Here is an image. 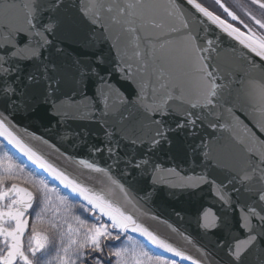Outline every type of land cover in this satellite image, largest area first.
Returning a JSON list of instances; mask_svg holds the SVG:
<instances>
[{
	"label": "snow or ice",
	"instance_id": "obj_1",
	"mask_svg": "<svg viewBox=\"0 0 264 264\" xmlns=\"http://www.w3.org/2000/svg\"><path fill=\"white\" fill-rule=\"evenodd\" d=\"M215 5L212 10L198 0H169L165 14L170 27L162 35L141 36L140 28L126 27L143 45H136L133 60L122 52L119 40L110 45L108 56L99 50L68 51L71 45L64 41H78L89 28L90 47L98 39H111L95 0H0V137L50 178L7 152L0 157V264H130L129 257L131 264H177V257L191 264H250L246 258L254 257L255 264H264V16L243 11L246 22L222 0ZM251 5L264 12V0H251ZM157 7L145 0H115L109 10L115 12V22L135 26L155 19ZM226 43L234 56L239 53V64L220 62ZM21 61L34 63V71L22 74L16 66ZM90 83L95 85L92 96ZM81 104L84 118L97 124L104 137L90 152L73 155L36 136L69 163L89 170L76 175L22 139L16 117L21 110L46 106L48 126L55 122L59 128L67 116L63 109ZM220 129L236 134L223 142L216 135ZM181 133L191 141L185 154L201 170L194 169L172 187L209 188L223 211L206 209L198 225L216 236L214 247L223 257L200 245L201 255L193 259L154 234L144 223L146 190L127 182L140 173L151 175L155 184L162 169L153 160L155 152L165 143L171 147L172 136ZM105 153L107 159L99 164L92 158ZM167 171L180 175L175 167ZM20 177L28 186L16 182ZM115 189L123 202L113 197ZM241 196L247 202L237 217ZM229 209L231 224L226 220ZM32 213L37 220L50 214L48 233L33 224L27 235ZM130 233L173 258L150 255ZM111 242L122 246L113 248Z\"/></svg>",
	"mask_w": 264,
	"mask_h": 264
},
{
	"label": "water",
	"instance_id": "obj_2",
	"mask_svg": "<svg viewBox=\"0 0 264 264\" xmlns=\"http://www.w3.org/2000/svg\"><path fill=\"white\" fill-rule=\"evenodd\" d=\"M215 1V0H214ZM72 3H77V0H71ZM92 0H78L79 4L90 3ZM98 5H101L100 11L104 15V25L111 32V39L104 42L102 39H98L95 46L90 47L88 45V38L91 29L84 30L83 35L78 41L67 40L64 41L65 45H71L68 51L73 55L76 52L85 51H97L102 52L105 56L109 55L110 45L119 40V46L122 52L130 59H135V52L137 51L136 45L139 44L142 47V42L134 39L136 36L135 32H130L126 30L131 27L140 28V35L146 34H164L169 30L170 23L168 22L167 16L165 14V6L168 4L169 0H145L146 3H152L158 7L154 11L155 19L149 17L143 24L137 23L135 26H123L121 23L115 22L112 17L115 16V12L110 11L111 4L115 0H95ZM164 23V27L156 29V25ZM97 37L100 36L99 26L96 29ZM230 43V42H229ZM103 44V47H100ZM75 49V51H73ZM45 56L48 55L46 51ZM239 53L235 56L232 54L231 49L226 43L219 54V60L223 65L232 66L239 64ZM21 69L22 74L31 73L34 71V63H29L27 61H21L16 65ZM243 71V68H242ZM259 76V74H256ZM119 81V77H115ZM239 79V77H237ZM121 83H123L121 81ZM124 88L129 93L131 88L124 84ZM88 95L92 96L95 91V85L89 84ZM78 101L80 97L76 98ZM67 113L65 119L60 121V127L57 128L55 122H53L52 127L48 126V115L46 112V106H41L38 111L32 112L31 109L28 111L21 110L19 115H17V134L21 136L22 139L29 141L31 144L38 147L43 153L50 154L53 162L59 164L61 167H66L70 172L76 175L80 174V171H84L85 174L89 173V170L83 169L82 166L78 164H71L64 159V157L47 145H44L41 141L36 139V136L43 135L46 139H49L51 143H55L61 149H68L73 155L76 153L86 154L91 151V145L97 144L99 139H103V133L100 128L94 122H91L89 118H84L83 116V104L79 107L74 105H68L63 109ZM241 115L243 119V115ZM247 123V121H245ZM27 129V131H25ZM238 132L242 133V129H237ZM236 132H226L220 129L216 135L223 137V142H227L229 135H235ZM0 140L4 142L10 150L14 151L18 156H20L25 162L29 163L26 158H24L17 150H15L11 145L7 143L2 137ZM172 146L169 147L166 143L159 148L154 156L153 160L162 166V169L158 171L156 176V183L153 184V177L143 176L140 173H133V176L127 178V182L132 184L136 188H143L146 190L148 196L147 203L143 206L148 209V216L144 219L145 226L149 227V230L153 231L154 234H158L161 238L167 239L169 243L173 246L179 247L186 251L193 259L200 257V245L204 248L209 249L213 252H218L214 247V241L216 239L215 235L207 234L198 225V218L201 213L206 209H212L213 212L221 213L223 210L220 204L213 195L210 193L209 188H200L197 191L182 190L180 188H174L172 185H178L182 182V177L191 176L193 170L199 172L201 169L198 165H194L190 155L185 154L187 146L190 144V140L185 137L183 133L179 135L172 136ZM87 145V146H85ZM101 163V161L107 159L105 153L104 156L92 157ZM109 163H111L109 161ZM36 168L34 165H32ZM175 167L180 172L179 176H175L167 171V169ZM123 168V164L120 165ZM38 169V168H36ZM42 172L40 169H38ZM43 173V172H42ZM45 176L46 174L43 173ZM92 175L99 176L101 174L92 173ZM50 179V178H49ZM55 184L56 182L53 181ZM22 186V185H20ZM25 187V186H22ZM66 191V190H65ZM140 195H145V193H139ZM113 197L121 200L123 202V194L119 189L113 191ZM237 197H233L235 201ZM240 203L237 204L235 215L237 217L242 215L241 206L247 202L246 197H239ZM131 208V206H129ZM136 211V209H132ZM139 215V213H137ZM208 218H211L209 214ZM229 224L232 222V210L229 209V215L226 217ZM29 229V227H28ZM136 238L140 239L148 246H150L154 251H156L161 256H167L173 258L171 253L164 252L163 249L157 248L152 245L146 238L140 236L138 233H130ZM235 234V233H234ZM218 255L223 257L222 252H218ZM177 262L182 264H191L190 261H181L180 258H175ZM250 264H255V258H246Z\"/></svg>",
	"mask_w": 264,
	"mask_h": 264
},
{
	"label": "rangeland",
	"instance_id": "obj_3",
	"mask_svg": "<svg viewBox=\"0 0 264 264\" xmlns=\"http://www.w3.org/2000/svg\"><path fill=\"white\" fill-rule=\"evenodd\" d=\"M236 10L238 11V9H236ZM247 10H251V11L257 16V18H261V17L264 15V12H262V11L259 9V7H250V8H248V9L243 10V11H247ZM243 11H242V12H243ZM5 152H7L6 149L0 147V157H3V155H4ZM7 153H8V152H7ZM8 154L12 156L11 153H8ZM13 158H14V160L17 159L15 156H14ZM18 181H22V182H18ZM18 181H17V183H21V184H24V185H25V183H24V178H23V177H20V178L18 179ZM50 186H51V185H50ZM49 215H50V214H49ZM49 215H46V216L43 217L41 220H37L36 217H35V213H33V222H32L31 228H32L33 224H35V227H36L37 231H40L41 233H45V234H46V228L44 229L45 226H43L42 224H44L45 222H47V218H48ZM73 226L75 227V224H74ZM31 228H30V231H29V233H28L29 236L31 235ZM125 239H126V238H125ZM136 241H137V240H136ZM139 242H140V241H139ZM26 243H27V237H26ZM140 244H142V243L140 242ZM121 246H122V244H121L120 242H117L113 248L121 247ZM129 246H130V245H129ZM144 249H145L146 251H148L150 255H156L153 251H151V250H150L147 246H145V245H144ZM55 254H56V253L53 251V252L51 253V257H55ZM47 259H49V257H45V260H47ZM131 260H132V258L129 257L130 264H131Z\"/></svg>",
	"mask_w": 264,
	"mask_h": 264
},
{
	"label": "flooded vegetation",
	"instance_id": "obj_4",
	"mask_svg": "<svg viewBox=\"0 0 264 264\" xmlns=\"http://www.w3.org/2000/svg\"><path fill=\"white\" fill-rule=\"evenodd\" d=\"M222 2H224L226 5L232 7V9L240 15H242V13H243L242 11L245 9H248L250 7H258V6L251 5V0H222ZM236 9H238V11ZM242 18H244L246 22H249L247 20V17H243V15H242ZM256 31L261 32V30L258 28V26H256ZM30 220H31V217H30ZM116 243L117 242H111V247L115 246ZM105 251L107 252V251H109V249H105Z\"/></svg>",
	"mask_w": 264,
	"mask_h": 264
},
{
	"label": "trees",
	"instance_id": "obj_5",
	"mask_svg": "<svg viewBox=\"0 0 264 264\" xmlns=\"http://www.w3.org/2000/svg\"><path fill=\"white\" fill-rule=\"evenodd\" d=\"M205 6L209 7L210 9L214 10L216 8V5L213 1L211 0H200ZM0 147L4 148V146L0 143ZM14 157V156H12ZM15 160H19V158L15 159ZM29 169H31L30 167H28ZM18 181V180H17ZM16 181V182H17ZM18 182H22V181H18ZM26 185V184H25ZM74 199V198H73ZM86 218V217H84ZM49 221H50V215L47 218V222H45L44 224H42L44 227V229L46 228V233H48L50 231L49 229ZM88 223H93L91 220H88ZM65 228H67V225H65ZM114 247V246H113ZM54 251V250H53ZM55 252V251H54ZM178 264V263H177Z\"/></svg>",
	"mask_w": 264,
	"mask_h": 264
}]
</instances>
